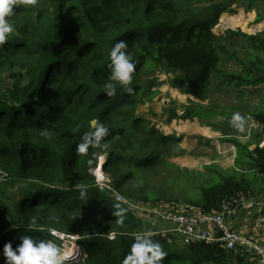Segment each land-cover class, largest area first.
Masks as SVG:
<instances>
[{
	"label": "trees",
	"instance_id": "16d2710c",
	"mask_svg": "<svg viewBox=\"0 0 264 264\" xmlns=\"http://www.w3.org/2000/svg\"><path fill=\"white\" fill-rule=\"evenodd\" d=\"M202 1L17 3L11 18L16 34L0 46V72L15 66L20 69L10 73L9 86L0 89V171L5 181L20 184V188L16 193L0 189V264H5V243L11 241L15 248L24 235L57 242L50 232L75 236L82 248V258L65 260V264H123L136 240L134 235L144 226L123 204L128 209L126 219L123 224L117 222L113 215L117 202L100 192L91 173L100 157L104 158L102 173L111 180V187L128 200L150 204L177 200L162 192L156 196L145 185L128 188L130 181L143 172L156 171L162 157L160 146L176 141L135 115L144 94L140 70L154 68L171 73L183 94L201 99L208 98L214 81L218 87L236 90L264 85V62L255 56H264V30L255 35L238 30L215 35L212 30L224 8L219 3L201 6ZM254 2L264 6V0H248L247 13L253 11ZM74 3L79 4L80 16L71 19L70 6ZM225 3L224 10L232 12ZM258 13L254 22L253 12L246 17L251 25L264 24V7ZM19 17L26 19L20 23ZM42 18L47 22L42 23ZM236 37L247 40L245 48L255 55L246 52V59L241 60L229 52L228 45H234ZM118 40L128 43V51L136 60L131 94L109 79L110 51ZM228 61L238 62L239 70L223 69ZM109 82L117 85L114 96L105 92ZM202 109L197 108L192 115ZM204 111L207 117L212 116ZM204 115L198 116L203 120ZM250 115L264 135V100ZM184 125L174 129L188 130L190 135L207 131ZM100 126L107 132L97 138ZM86 134H90L86 139L91 144L80 152L78 145ZM227 142L235 148V167H249L264 180V146L256 144L250 150L252 143L235 138ZM245 173L243 170L238 175L233 169L211 165L203 172L181 171L178 180H171V186L186 192L188 204L200 206L207 213L218 212L225 200L249 190ZM82 189L86 191L84 199L80 197ZM32 216L37 217V224L30 227ZM109 234L115 238L109 240ZM150 238L167 253L161 264L243 262L241 256L218 244L179 249L167 236Z\"/></svg>",
	"mask_w": 264,
	"mask_h": 264
},
{
	"label": "rangeland",
	"instance_id": "374dc122",
	"mask_svg": "<svg viewBox=\"0 0 264 264\" xmlns=\"http://www.w3.org/2000/svg\"><path fill=\"white\" fill-rule=\"evenodd\" d=\"M39 0L35 5L28 2V0H18L19 3L24 6H39ZM230 6L229 10L226 8V3ZM214 3L222 4V11L219 14L218 21L214 26L212 32L215 35H223L226 30L240 31L247 35H255L263 31L264 24L251 25L246 17L249 13L253 12L255 17L259 14L258 11L264 6L261 2H254L251 12L246 11L248 6V0H203L200 4L211 5ZM47 5H51L50 2ZM227 5V6H228ZM70 18L80 16V7L78 3H74L70 6ZM244 13V14H243ZM241 18H240V17ZM26 17H19L18 22H24ZM42 23H46L47 19L42 18ZM254 22V21H252ZM262 28V29H261ZM261 29V30H260ZM16 34L14 30L9 36ZM247 40L243 38H235L234 45H228V51L234 53L235 56L241 60L246 59V52L252 50L246 49L245 46ZM253 53V52H252ZM254 54V53H253ZM255 55V54H254ZM256 59L260 62H264V56L257 54ZM13 63V60H11ZM223 69L228 71L239 70V63L235 61H228L223 65ZM20 71L18 66L13 69H4L0 72V89L9 86L10 80L8 75L10 73ZM175 76L171 73H166L162 69L154 68H142L140 70V85L144 90L143 101L137 107L135 115L149 121L156 130L161 132L164 136H172L176 138V141L171 143H165L159 147L161 159L157 163L155 172H143L140 177L130 181L128 188L134 189L138 186L145 185L148 190L154 195L158 196L160 192L164 196L175 197V201H163L160 206L187 205L188 196L184 190L174 189L171 180H178L179 174L183 170L188 171H200L203 172L204 167L215 165L222 170H234L238 175H241L243 170L246 172L243 175L250 183L259 185V188L264 190L263 181H259L256 172L250 171L249 167L243 166L242 169L235 167L233 157L235 154V148L227 142L235 138L239 142L245 144H253V148L256 144L264 146V135L261 133L259 126L252 119L250 112L259 106L260 102L264 100V85L243 87L236 90L226 86L218 87L216 82L212 83L211 91L207 99H201L199 97L190 96V94H183L181 89L174 81ZM3 93L0 91V98ZM152 97V98H151ZM197 108H203L199 114H205L204 118H199V114L193 116ZM210 113L212 116H208L205 113ZM191 112V113H190ZM240 113L245 117L243 124V130L238 128L232 122V116L234 113ZM191 126H198L199 128H206L207 131L201 134L190 135V131H176L174 128L182 127L184 124ZM185 127V125H184ZM193 133V132H191ZM259 145V146H260ZM232 146V147H231ZM251 146V147H252ZM252 148V149H253ZM100 159L98 166L100 168V177H96L97 172L95 167L91 170L92 175L95 178V184L105 196L114 199L116 192L111 187V180L106 174L101 172ZM104 177V180L102 179ZM20 188V184L11 185L8 181H5L3 173L0 171V189H4L7 192L16 193ZM127 188V189H128ZM251 193H255V190L251 188ZM249 192V193H250ZM248 194V192H243ZM124 200H128L123 194H119ZM157 204V203H156ZM169 206V207H168ZM59 238L56 242L61 247L65 260L76 261L83 256H80V250L75 256L68 257V248L72 246L73 238L75 236L67 237L64 234L55 232ZM76 243V242H75ZM173 244V243H172ZM174 247L182 248L176 244ZM79 247V246H78ZM79 249V248H78ZM247 262L243 264H247ZM232 261L230 264H236ZM238 264V263H237ZM240 264V263H239ZM252 264V262H251Z\"/></svg>",
	"mask_w": 264,
	"mask_h": 264
},
{
	"label": "built area",
	"instance_id": "2783aa9c",
	"mask_svg": "<svg viewBox=\"0 0 264 264\" xmlns=\"http://www.w3.org/2000/svg\"><path fill=\"white\" fill-rule=\"evenodd\" d=\"M102 161L104 162V158ZM95 171L97 172L96 177H100L99 166ZM102 179L104 180V177ZM252 199L255 198L239 192L225 200L218 212L207 213L202 207L191 204L166 208L160 204L124 200L119 194L114 196V201L127 206L135 218L143 222V226L146 223L152 226V230L143 227L141 233L134 235L135 238L143 233H147L149 237L167 236L182 248L192 245L218 244L222 249L235 256L250 254L252 264H264V245L239 234L235 229H231L225 224L226 215L237 213L241 209L252 208L255 205ZM257 205V213L252 221V228L256 231L264 227V200ZM51 233L55 235V232ZM107 238L113 240L115 235L109 234Z\"/></svg>",
	"mask_w": 264,
	"mask_h": 264
},
{
	"label": "clouds",
	"instance_id": "9594fccd",
	"mask_svg": "<svg viewBox=\"0 0 264 264\" xmlns=\"http://www.w3.org/2000/svg\"><path fill=\"white\" fill-rule=\"evenodd\" d=\"M28 2L35 5L37 0H28ZM17 3L18 0H0V46L6 44L9 34L15 30L11 18L15 14ZM110 60L111 63L108 65L111 70L110 81L118 82L127 93H133L134 88L131 85L136 71V60L133 54L128 51V43L125 40H118L114 43L110 51ZM116 89L117 85L115 83L109 82L105 85V92L108 96H114ZM232 122L243 130L245 117L238 112L234 113ZM106 132L107 128L100 126L95 135L99 138ZM41 135H44V133H41ZM89 135L86 134L84 142L78 145L80 152H85L90 146V141L86 139ZM100 159L103 160V157H100ZM80 197L81 199L86 197V191L83 189L80 192ZM113 208V215L117 218V222L123 224L128 209L119 203L114 204ZM29 224L30 227L35 226L37 217H30ZM50 234L55 239L59 238L56 234L54 235L51 232ZM19 239L20 243L15 248H13L11 241L5 243L3 247L5 264H65L66 258L63 251L55 241L38 239L31 235H24ZM74 240L77 243V239ZM78 246L77 243V250ZM166 255L167 253L163 251L159 242L153 241L147 233H143L136 238L131 253L125 258L123 264H161Z\"/></svg>",
	"mask_w": 264,
	"mask_h": 264
},
{
	"label": "crops",
	"instance_id": "0c3cea01",
	"mask_svg": "<svg viewBox=\"0 0 264 264\" xmlns=\"http://www.w3.org/2000/svg\"><path fill=\"white\" fill-rule=\"evenodd\" d=\"M251 20L255 21V17H252ZM263 29H264V27H263ZM259 128H260V126H259ZM262 144L264 145V141H263ZM260 147H262V145H260ZM252 148H253V146L250 147V150ZM233 158L235 159V154H234ZM234 159H233V161H234ZM259 181L261 183L263 181L262 185L264 186V180L262 178H260ZM260 185L261 184L254 185V183H250L249 187H248L249 190L247 192H248L249 195H251V196H253L255 198V199H252L254 201L255 205L252 208L248 209V210L241 209L237 213H234V214H231V215H226L225 216V224H226L227 227H229L231 229H235L239 234H241L243 236L250 237L255 242L264 245V227L261 230H258V231L254 230L252 228V221H253V218H254L255 214L257 213V207H258L257 204L259 202H261L262 200H264V190L259 188ZM251 188L253 190H255V193H251L250 192ZM144 227H147L148 229L152 230V226L150 224H148V223H146ZM176 245H178V244H176ZM241 257H242L241 260H243V263L248 261V260H245V259H249L250 262H248L247 264H251V256H250V254H248V253L243 254ZM243 263H240V264H243Z\"/></svg>",
	"mask_w": 264,
	"mask_h": 264
},
{
	"label": "bare ground",
	"instance_id": "6f19581e",
	"mask_svg": "<svg viewBox=\"0 0 264 264\" xmlns=\"http://www.w3.org/2000/svg\"><path fill=\"white\" fill-rule=\"evenodd\" d=\"M78 248H80V247H78ZM76 250H77V243H75V241H73L71 248L69 247L68 251L66 252L67 256L73 258L79 249L77 251Z\"/></svg>",
	"mask_w": 264,
	"mask_h": 264
}]
</instances>
